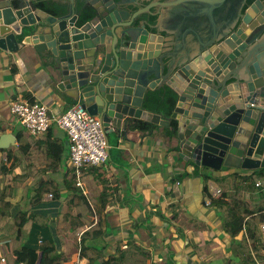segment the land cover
<instances>
[{
  "label": "crops",
  "instance_id": "0c3cea01",
  "mask_svg": "<svg viewBox=\"0 0 264 264\" xmlns=\"http://www.w3.org/2000/svg\"><path fill=\"white\" fill-rule=\"evenodd\" d=\"M46 54L32 46L0 49V258L6 264L16 263L22 246L41 249L45 242L63 254L59 264H264V197L252 191L262 190L255 183L264 180V169L202 175L177 156L168 127L143 131L132 124L145 121L130 120L127 129L114 130L105 166L82 169L78 186L68 136L55 121L77 103L57 88ZM19 97L47 106L52 124L44 134H29L12 114ZM215 190L225 197H213ZM231 196L243 205L241 230L231 229L233 204H221Z\"/></svg>",
  "mask_w": 264,
  "mask_h": 264
},
{
  "label": "water",
  "instance_id": "95a60500",
  "mask_svg": "<svg viewBox=\"0 0 264 264\" xmlns=\"http://www.w3.org/2000/svg\"><path fill=\"white\" fill-rule=\"evenodd\" d=\"M31 2L0 0V49L47 53L57 88L101 119L107 145L130 120L172 119L177 156L196 172L264 169L261 0H54V14ZM162 87L176 95L168 119L144 107Z\"/></svg>",
  "mask_w": 264,
  "mask_h": 264
},
{
  "label": "built area",
  "instance_id": "2783aa9c",
  "mask_svg": "<svg viewBox=\"0 0 264 264\" xmlns=\"http://www.w3.org/2000/svg\"><path fill=\"white\" fill-rule=\"evenodd\" d=\"M10 110L31 135L44 134L52 124L48 108L42 103L19 97L11 103ZM55 121L68 136L70 162L77 177V185L81 186L79 179L82 169L89 166L103 167L108 160L103 123L99 117L90 115L79 105L67 109ZM255 186L264 189V180L257 181ZM221 194V190H215L212 196ZM260 233L264 247V221L260 224ZM0 264H6V258L1 257ZM15 264L27 263L21 261Z\"/></svg>",
  "mask_w": 264,
  "mask_h": 264
},
{
  "label": "trees",
  "instance_id": "16d2710c",
  "mask_svg": "<svg viewBox=\"0 0 264 264\" xmlns=\"http://www.w3.org/2000/svg\"><path fill=\"white\" fill-rule=\"evenodd\" d=\"M47 3L46 0H39L36 3H33L34 8L42 9L46 12H49L51 14H54L53 9L47 8L45 6V3ZM253 0H248V3H251ZM48 4L50 2L48 1ZM176 102V95L173 93L172 90H170L167 87H162L160 89H156L154 91H149L145 96V109H147L150 112L161 114L164 118H170L171 114L173 112L174 106ZM132 127H137L143 131H152L156 126L149 122H134L132 124ZM175 127L176 123L174 120L170 119V126L166 129L168 136L172 137L175 133ZM208 179V178H206ZM225 195V194H223ZM221 195V197H225ZM220 196V195H219ZM218 197V196H217ZM215 201L214 199L212 202ZM222 205L226 206H233L228 211L229 218L233 220L231 224L232 230H241L242 229V221L244 219L243 216L239 215L238 212H241L243 209V205L241 202L237 201L233 196H231V201L229 203L221 201ZM246 214H250L249 211H245ZM21 218L17 222V229L20 232L25 221L26 217L24 214L20 216ZM260 222L264 221V213L259 215ZM239 222V223H236ZM239 225H234V224ZM64 259L63 254L56 251L55 246L52 243L45 242L41 246V249H37L35 247H29V246H22L20 249L15 251V262H25L27 264H59ZM98 264H115L107 262H102Z\"/></svg>",
  "mask_w": 264,
  "mask_h": 264
},
{
  "label": "rangeland",
  "instance_id": "374dc122",
  "mask_svg": "<svg viewBox=\"0 0 264 264\" xmlns=\"http://www.w3.org/2000/svg\"><path fill=\"white\" fill-rule=\"evenodd\" d=\"M259 179H262L261 175H257ZM216 184L219 186H222L226 188V185H224L220 180L216 181ZM254 193H256L257 197H264V189L262 190H252ZM261 192V194H260Z\"/></svg>",
  "mask_w": 264,
  "mask_h": 264
},
{
  "label": "flooded vegetation",
  "instance_id": "af4514ba",
  "mask_svg": "<svg viewBox=\"0 0 264 264\" xmlns=\"http://www.w3.org/2000/svg\"><path fill=\"white\" fill-rule=\"evenodd\" d=\"M256 0H253L251 3H248V0H247V5L249 6V5H251V4H253L254 2H255ZM262 2H263V4H264V0H261ZM239 29V28H238ZM237 29V30H238ZM260 31H261V29L259 28V29H256L255 31H254V35H259V33H260ZM233 32H236V30L235 31H233Z\"/></svg>",
  "mask_w": 264,
  "mask_h": 264
}]
</instances>
